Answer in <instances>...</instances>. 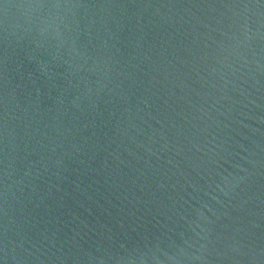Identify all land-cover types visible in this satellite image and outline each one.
<instances>
[{"label": "water", "instance_id": "95a60500", "mask_svg": "<svg viewBox=\"0 0 264 264\" xmlns=\"http://www.w3.org/2000/svg\"><path fill=\"white\" fill-rule=\"evenodd\" d=\"M0 264H264V0H0Z\"/></svg>", "mask_w": 264, "mask_h": 264}]
</instances>
